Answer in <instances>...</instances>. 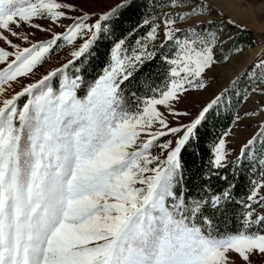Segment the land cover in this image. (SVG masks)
<instances>
[{
  "label": "snow or ice",
  "instance_id": "6c2138e0",
  "mask_svg": "<svg viewBox=\"0 0 264 264\" xmlns=\"http://www.w3.org/2000/svg\"><path fill=\"white\" fill-rule=\"evenodd\" d=\"M242 7L0 0V264H264Z\"/></svg>",
  "mask_w": 264,
  "mask_h": 264
},
{
  "label": "rangeland",
  "instance_id": "374dc122",
  "mask_svg": "<svg viewBox=\"0 0 264 264\" xmlns=\"http://www.w3.org/2000/svg\"><path fill=\"white\" fill-rule=\"evenodd\" d=\"M244 7L239 9L240 15L244 18L245 22L249 25L251 31V36L254 41L253 50L249 51L244 58L236 65V71H239L243 68L244 63L247 59H250L252 55L259 52L264 43H261L264 40V0H242ZM258 11V17L256 15ZM255 14V16H254ZM252 16L254 17L253 19ZM250 18V19H249ZM234 149H238L239 145L234 144L232 146Z\"/></svg>",
  "mask_w": 264,
  "mask_h": 264
},
{
  "label": "trees",
  "instance_id": "16d2710c",
  "mask_svg": "<svg viewBox=\"0 0 264 264\" xmlns=\"http://www.w3.org/2000/svg\"><path fill=\"white\" fill-rule=\"evenodd\" d=\"M134 19V18H133ZM246 39L247 40H250V41H253V39H252V36H251V33L249 32L248 34H247V37H246ZM254 47V41H253V43H252V45H251V48H253ZM238 191H239V188L237 189Z\"/></svg>",
  "mask_w": 264,
  "mask_h": 264
},
{
  "label": "crops",
  "instance_id": "0c3cea01",
  "mask_svg": "<svg viewBox=\"0 0 264 264\" xmlns=\"http://www.w3.org/2000/svg\"><path fill=\"white\" fill-rule=\"evenodd\" d=\"M258 14H259V13H258V11H257V13H256L257 17H258ZM254 16H255V14H254ZM253 18H254V17L252 16L251 19H253ZM243 19H244V18H243ZM249 19H250V18H249ZM251 50H253V49L251 48ZM251 50H250V51H251Z\"/></svg>",
  "mask_w": 264,
  "mask_h": 264
}]
</instances>
